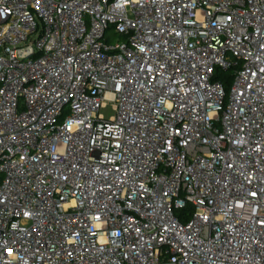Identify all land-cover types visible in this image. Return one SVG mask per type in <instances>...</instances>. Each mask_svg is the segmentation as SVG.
Returning a JSON list of instances; mask_svg holds the SVG:
<instances>
[{"label": "built area", "instance_id": "1", "mask_svg": "<svg viewBox=\"0 0 264 264\" xmlns=\"http://www.w3.org/2000/svg\"><path fill=\"white\" fill-rule=\"evenodd\" d=\"M0 264H264V0H0Z\"/></svg>", "mask_w": 264, "mask_h": 264}, {"label": "trees", "instance_id": "2", "mask_svg": "<svg viewBox=\"0 0 264 264\" xmlns=\"http://www.w3.org/2000/svg\"><path fill=\"white\" fill-rule=\"evenodd\" d=\"M216 70L217 71L214 74L213 80L221 82L222 85L225 87L227 93H229L235 78V70L232 68L223 69L220 67H218ZM185 210L186 209H180L177 212L182 221H186L188 219V217L186 218V216H184Z\"/></svg>", "mask_w": 264, "mask_h": 264}, {"label": "rangeland", "instance_id": "3", "mask_svg": "<svg viewBox=\"0 0 264 264\" xmlns=\"http://www.w3.org/2000/svg\"><path fill=\"white\" fill-rule=\"evenodd\" d=\"M110 39L111 41L110 42H117V41H120L122 40V37L119 36L118 34H114L113 32L110 33ZM99 113L105 118V119H111L115 114H116V111L114 109V104L112 101H106V104L101 107Z\"/></svg>", "mask_w": 264, "mask_h": 264}]
</instances>
